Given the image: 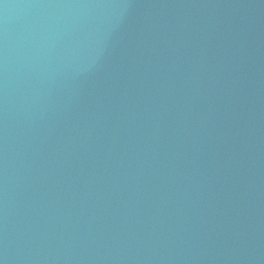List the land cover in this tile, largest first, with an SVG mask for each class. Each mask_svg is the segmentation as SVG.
<instances>
[{
	"label": "water",
	"instance_id": "95a60500",
	"mask_svg": "<svg viewBox=\"0 0 264 264\" xmlns=\"http://www.w3.org/2000/svg\"><path fill=\"white\" fill-rule=\"evenodd\" d=\"M189 0H0V264H184Z\"/></svg>",
	"mask_w": 264,
	"mask_h": 264
}]
</instances>
